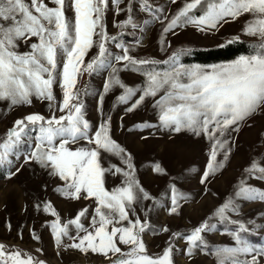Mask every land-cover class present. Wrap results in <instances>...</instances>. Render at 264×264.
<instances>
[{
    "label": "snow or ice",
    "instance_id": "1",
    "mask_svg": "<svg viewBox=\"0 0 264 264\" xmlns=\"http://www.w3.org/2000/svg\"><path fill=\"white\" fill-rule=\"evenodd\" d=\"M244 16L251 19L243 32L259 35L261 41L252 45V54L219 63H185L183 58L192 56L195 49L171 45L169 37L178 38V30L188 26L210 33ZM110 17L119 29L116 35L108 31ZM157 23L166 58L134 54L141 43L137 33ZM126 35L132 39L126 41ZM239 40L237 35L227 43ZM85 72H106L97 93L96 125L86 114L83 97L88 91L77 88L78 77ZM121 72L135 74L139 82H128ZM109 94L115 97L113 107L123 106L124 115L149 103L158 113V122L142 120L125 131L152 135V130H165L169 136L187 131L205 136L210 147L199 182L207 191L211 179L230 159L241 124L264 110V0L206 5L203 0H165L163 4L159 0H0V101L9 106L31 105L35 98L49 108L47 116L33 112L16 119L0 137V166L8 167L6 178H10L21 167L35 163L62 181L56 192L63 197L92 201L91 207L81 208L65 222L50 200L36 198L34 210L53 217L46 226L57 249L103 255L108 264H175V251H184L189 258L214 255L216 264H264V217L243 216L244 202L264 204V152L249 159L232 191L209 216L184 232L161 227L168 234L166 247L161 254L148 253L143 237L156 231L151 213L160 208L179 215L181 203L190 194L180 188L178 177H170L159 195L143 187L134 157L113 138L112 114L103 110ZM218 155L223 159L218 160ZM109 156L117 162L105 167L102 159L107 161ZM151 167L157 174L168 175L159 162ZM106 175H120L122 184L109 190ZM41 190L46 192L48 186L42 185ZM221 230L229 242L209 243L206 234ZM29 235L40 239L34 229ZM22 236L21 229L17 238ZM253 236H260L259 242ZM182 241L183 249L178 247ZM0 264L46 262L0 242Z\"/></svg>",
    "mask_w": 264,
    "mask_h": 264
},
{
    "label": "rangeland",
    "instance_id": "2",
    "mask_svg": "<svg viewBox=\"0 0 264 264\" xmlns=\"http://www.w3.org/2000/svg\"><path fill=\"white\" fill-rule=\"evenodd\" d=\"M165 0H159L163 4ZM220 1H210L209 3H220ZM147 19V17H144ZM251 19L248 16L241 17L237 21H230L223 24L218 31L203 33L198 32L191 26L178 30V38L169 37L173 47L206 48L223 45L229 37L239 36L240 39L260 40L259 35H249L243 32L246 22ZM108 31L111 35H116L119 31L111 23L109 18ZM160 26L159 24H149L142 34L137 33L141 39L137 46L136 55L163 60L167 56V50H162L159 44ZM126 41H130V36H125ZM26 50V49H25ZM95 50H91L85 57L88 60ZM121 76L128 82H139L140 77L132 73L121 72ZM106 79V72L89 75L83 73L78 77L77 88L88 94L83 97L87 108V117L93 123L98 124L99 114L97 112V93L102 89V84ZM58 99L62 98L57 89ZM115 97L111 94L105 96L103 110L112 114V134L134 157L137 178L139 182L154 195H159L168 185L170 177H178L180 188L190 194V199L181 203L179 215H169L164 209H156L151 213L150 221L156 229L155 232H146L144 241L149 254L155 256L162 253L168 241V234L160 231L163 226L169 229L184 232L196 225L205 217L209 216L213 209L220 203V199L228 194L238 180L241 178L242 169L249 159L264 152V110L251 117L250 121L241 124L240 131L234 134L233 151L230 159L225 162L215 178L205 186L201 185L200 174L206 166L210 142L205 136L197 137L190 132L184 131L180 134L169 136L165 130H152L148 132H130L124 129H131L134 124L144 120L158 122V113L153 110L151 104L136 111L133 114L124 115L123 106L113 107ZM40 113L49 115V108L46 102L37 101L33 98L31 105L9 106L6 102L0 101V137H4L13 122L29 113ZM60 113L58 112L57 115ZM121 120L123 121L121 125ZM250 125V126H249ZM147 137L142 139L141 137ZM26 147V146H25ZM107 154L102 153V157ZM21 157V162H22ZM223 156L218 155V160ZM114 157H108L102 164L105 167L108 163H116ZM159 162L168 175L157 174L152 170L151 165ZM19 166V165H16ZM7 166H0V242L9 246H18L25 253L38 257L46 264H108L103 255L94 253H82L77 250H58L54 239L51 236L50 213L37 212L34 210V203L39 197L40 201L50 200L62 219L73 218L77 212L85 207H91V200H76L63 197L56 192L62 184L57 178L48 174L45 169L40 168L35 163L21 167L20 172L6 178ZM14 171V168L12 169ZM254 186H258V181H250ZM47 185L48 190L42 191V185ZM122 184L120 175H106L105 187L111 190L115 186ZM264 187V186H261ZM244 218L264 217V204L259 201L244 202ZM11 221V230L8 228V221ZM23 230L22 238H17L18 232ZM35 230L40 236L39 240L31 237L29 232ZM261 235H264L262 233ZM207 240L213 245H223L229 242V237L221 232L207 233ZM254 241L259 242L260 236H253ZM179 248L185 247L182 241ZM39 250V251H38ZM175 264H216L214 255L197 254L189 258L184 251L173 253Z\"/></svg>",
    "mask_w": 264,
    "mask_h": 264
},
{
    "label": "trees",
    "instance_id": "3",
    "mask_svg": "<svg viewBox=\"0 0 264 264\" xmlns=\"http://www.w3.org/2000/svg\"><path fill=\"white\" fill-rule=\"evenodd\" d=\"M210 1H220V0H203L205 5ZM232 37L234 36L229 37L228 40L232 39ZM227 41L223 45H219V46L194 48L195 53L192 56L184 57L183 62L219 63V62L230 61L232 59H235L241 54H252L254 51L252 45L261 42L260 40L240 39L239 42L229 44L227 43Z\"/></svg>",
    "mask_w": 264,
    "mask_h": 264
}]
</instances>
